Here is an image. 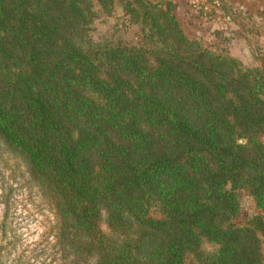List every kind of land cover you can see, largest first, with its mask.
<instances>
[{"label": "trees", "instance_id": "1", "mask_svg": "<svg viewBox=\"0 0 264 264\" xmlns=\"http://www.w3.org/2000/svg\"><path fill=\"white\" fill-rule=\"evenodd\" d=\"M120 2L139 42L93 37L112 0H0V139L97 264H264V50L241 66L171 0ZM240 188L262 213L235 224Z\"/></svg>", "mask_w": 264, "mask_h": 264}, {"label": "rangeland", "instance_id": "2", "mask_svg": "<svg viewBox=\"0 0 264 264\" xmlns=\"http://www.w3.org/2000/svg\"><path fill=\"white\" fill-rule=\"evenodd\" d=\"M183 33L207 48L237 58L241 66L258 65L264 50V0H171ZM95 39L139 42L138 27L123 16L120 0L109 14L92 22ZM258 138L264 144V133ZM238 209L231 218L244 224L262 213L245 188L237 190ZM264 217V215H263ZM54 208L24 156L0 139V264H97L93 254L76 252L57 228ZM100 228L106 231L103 219ZM211 249V243H203ZM264 259V238L261 237Z\"/></svg>", "mask_w": 264, "mask_h": 264}, {"label": "crops", "instance_id": "3", "mask_svg": "<svg viewBox=\"0 0 264 264\" xmlns=\"http://www.w3.org/2000/svg\"><path fill=\"white\" fill-rule=\"evenodd\" d=\"M229 1H231V0H229ZM241 1V0H240Z\"/></svg>", "mask_w": 264, "mask_h": 264}]
</instances>
